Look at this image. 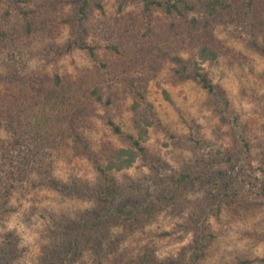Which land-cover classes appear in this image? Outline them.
<instances>
[{"label":"rangeland","instance_id":"rangeland-1","mask_svg":"<svg viewBox=\"0 0 264 264\" xmlns=\"http://www.w3.org/2000/svg\"><path fill=\"white\" fill-rule=\"evenodd\" d=\"M10 1L0 0V26L20 21ZM44 1L29 2L40 12ZM47 1L48 12L55 13L47 12L44 16L53 18L51 24L45 21L35 24L28 36L0 51V97L9 91L16 101L25 100L24 105L28 107L36 101L42 104L39 99L44 100L45 117L58 108L44 95L49 80L57 73L67 81L84 77L90 81V86L95 82L101 87L102 101L90 106V112L81 123L62 122L58 131L48 135V144L36 148L38 154L31 161L27 157L28 163L17 165L18 172L13 167L11 175L7 174L12 164L6 161L0 164V180L9 189L5 197L0 193V240L12 232L15 243L14 253L3 264H41L43 246L48 243L46 223L64 217L78 220L83 213L104 211L102 199L91 196L86 190L104 184L95 165L81 152L82 143L101 166L106 162L105 148L129 147L124 134L136 135L131 106L137 100V89L142 91L145 102L151 104L157 120L148 127L143 141L148 158L138 157L129 168L109 170L108 175L116 186L115 200L127 204L123 210L145 197L147 202L152 195L158 201L153 206H145L143 215L130 226L120 217L109 222L111 241L105 242L109 246L104 245L101 259L105 264H187L192 232L176 229V225L187 220L204 189L186 185L174 191L171 184L160 183L155 172L164 176L186 171L196 164L203 154L188 139L189 134L201 138L205 144L221 145L232 151L235 135L229 123V112L237 115L244 128L250 142L252 165L264 168V53L247 43L245 33L228 25L215 26L220 53L215 61L203 63L202 68L228 100V109L222 111L221 103L197 83L175 79L174 65L167 59L152 58L143 64L139 63L140 57L135 59L141 53L138 47L131 48L136 50L134 54L126 53L125 45L134 38L125 34L128 37L124 43V34L121 30L116 33L119 29L115 25L121 21L127 24L136 16L137 20H142L141 6L131 1L120 5V0H99L102 11L95 8L89 11L85 21L86 42L96 46V60H93L85 50L56 52L71 39L67 18L74 11L67 4L60 7L59 2L53 4L57 0ZM6 10L8 13L4 14ZM155 15L161 17L155 12L153 20L150 18L152 33L158 31ZM114 43H123L120 53L105 48V44ZM259 44L264 49V43ZM145 45L141 43V47ZM179 55L186 57L188 53L181 51ZM38 91L43 94L37 96ZM107 99L110 102H104ZM143 106L144 102L139 108L142 113ZM65 108L66 105L62 110ZM108 119L122 134L112 132ZM9 127L6 121L0 126L1 143L12 141ZM48 176L61 183V190L42 184ZM2 185L1 182L0 190H4ZM74 187L82 190L75 191ZM236 187L244 193L239 183ZM208 222L214 238L199 264H240L244 260L247 262L244 264H264V197L250 195L245 202L224 203L219 214L210 217ZM163 232L169 234L162 235ZM84 246L76 261L66 264H96L91 243Z\"/></svg>","mask_w":264,"mask_h":264},{"label":"trees","instance_id":"trees-1","mask_svg":"<svg viewBox=\"0 0 264 264\" xmlns=\"http://www.w3.org/2000/svg\"><path fill=\"white\" fill-rule=\"evenodd\" d=\"M29 1H10V6L15 10L20 21L17 20L16 24L0 26V51L22 37L28 36L39 22L45 21L50 25L53 21L50 16L44 17L47 16L50 7L49 1L45 0L40 4V12L35 11ZM129 1L141 6L140 19L142 20H137L136 16L135 19H132V23H127H131L130 26H127L123 21L115 25L119 29L116 33L121 30L120 32L124 34L125 39H122L124 43L128 37L125 34H130L131 39L134 38L128 46L125 45L126 53L134 54L136 50L131 48L138 47L141 53L135 59L140 57L139 63L143 64L152 58L167 59L174 65L175 79L194 81L207 94L215 97L221 103L222 111L227 110L229 103L223 91L210 82L202 68L203 63L215 61L220 53L221 46L214 35V28L218 24L232 26L248 36L247 43L252 48L264 53L263 47L259 44L260 41L264 43V0H120V5H125ZM56 2H59V7L61 4L69 5L74 11L67 18L71 39L56 52L60 54L80 49L85 50L90 58L96 60V46L88 45L86 42L88 29L85 21L92 9L102 11L99 0H57L53 4ZM155 12L160 13L161 17L158 18L155 15L158 31L152 33V25H149L152 22L150 18L153 20ZM7 13L6 10L4 14ZM142 28L149 30L148 34L145 33V30L142 31ZM142 42L146 43L144 47H141ZM122 45L123 43L105 44V48L120 53ZM181 51H186L188 55L180 56ZM49 82L44 95L50 97L53 106L58 108L51 114H47V110L45 117L43 116L45 108L42 106L44 100L39 99L42 104L36 101L28 107V104L24 105L25 100L16 101L9 91L0 97V126L3 121H6L10 124L9 131L13 135L11 142H0V164L4 165L5 161L6 164H12L7 174L13 167L16 168L15 172H18V164L24 161L28 163L34 155H37L36 148L39 149L48 144V135L55 130L58 131L62 122L81 123L90 112V106L102 101L101 87H97L92 81L90 86V81L87 78L76 77L67 81L65 76L54 73ZM141 86L143 87L144 84L142 83ZM135 93L137 100L131 107L136 135L124 134V138L130 144L129 147L105 148L106 162L104 166H101L86 144L82 143L81 152L95 165L104 184L86 190L91 196L102 199L104 211L97 209L93 213H83L78 220L64 217L46 223L44 229L47 233L48 243L43 246L40 257L41 264H66L76 261L82 247L87 243H91L92 254L97 259L96 264H105L101 258L104 255V245L109 246L105 242L111 241L108 236L110 235L109 222L120 217L130 226L131 222L138 220V217L143 215L145 206H153L158 201L153 199L156 197L155 195L150 197L147 195V198L149 197L147 202L145 197L142 199L143 201L131 205L128 210H123L122 208H127V204L115 200L116 186L114 179L108 175L109 170L118 171L129 168L138 157L148 158L143 141L147 135L148 127L157 120L151 104L145 102L142 91L137 89ZM40 94H43V91H38L36 95ZM165 97L168 99L166 94ZM104 102H110V100L107 99ZM142 102H144L143 113L139 109ZM65 105V110H62ZM229 114V123L234 129L235 135V146L232 151L221 145L205 144L201 138H195L189 134L188 139L203 154L199 160H196L197 165L193 164L186 171H175L164 176H161L157 170L155 172L158 181L162 184H171L174 191L181 190L186 185L201 186L204 189L202 197L193 205L187 220L176 225V229L192 232L187 264H199V261L204 257L214 238L208 220L219 214L222 204L235 201L245 202L250 195L264 197V168L252 165L250 142L244 128L239 124L235 113L229 112ZM107 124L114 134H122L118 126L111 120L108 119ZM23 143L26 145H22ZM27 148H29L28 152L25 153ZM13 151H18V153H13ZM212 166H217V168H212ZM1 182L4 190H0V193L2 197H5L9 189L4 181L0 180ZM237 183L243 187L244 193L238 190ZM42 184H48L54 190H61L63 187H59L61 183L51 176H48ZM65 188L68 186L65 185ZM74 189L75 191L82 190L79 187H74ZM168 234L169 232L162 233V235ZM12 237V232H9L0 240V264H3V261L7 260L8 256L15 251ZM244 263H247L246 260L240 262V264Z\"/></svg>","mask_w":264,"mask_h":264}]
</instances>
